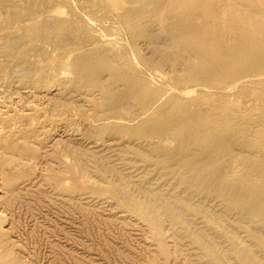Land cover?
Wrapping results in <instances>:
<instances>
[{
	"label": "bare ground",
	"instance_id": "1",
	"mask_svg": "<svg viewBox=\"0 0 264 264\" xmlns=\"http://www.w3.org/2000/svg\"><path fill=\"white\" fill-rule=\"evenodd\" d=\"M0 8L9 9L11 17V23L3 28L10 32L19 21L28 45L21 50L12 42L18 34L5 37L4 33L0 80L13 73V66L19 63L33 71L28 72L33 79L58 81L66 93H82L91 100L93 115L102 120L99 133L143 139L146 149L133 150L136 157L160 167L163 175L173 173L177 184L185 187V193L176 194L152 188L150 198L143 199L122 177L112 183L121 201L137 210L155 233H161L166 223L191 233L189 214L203 212L216 234H195L202 250L199 264H264V131L255 135L235 126L238 119L225 114L228 99L221 93L242 87L244 94L254 98L256 91L264 90V0H0ZM123 31L128 35L119 37ZM113 39H117L113 47L103 46ZM140 41L151 48L150 56L141 51ZM19 64L16 67L20 70ZM64 71L71 76L62 77ZM155 79L168 84V89L157 85ZM178 84L181 93L175 95L171 87ZM214 95L218 107L225 111L227 127L237 136L233 140L223 137V129L213 121L202 120L195 108ZM56 98L51 101L53 111L73 106L69 97V103L61 99L64 97L60 98L63 101ZM138 104L173 110L178 117L175 130H158L156 115L141 119ZM125 115L130 116L128 124L120 121ZM10 118L0 114V202L9 208L34 193L25 186L35 166L42 164V171L52 172L50 178L64 188L69 177L64 174L75 179L76 174L87 173L88 161L98 159L84 148L77 152L68 140L55 144L48 156L47 140L42 136L45 123L41 129L38 123L25 126L22 122L23 127L15 130ZM130 123L133 130L128 128ZM9 124L13 127L7 129ZM240 139L251 148L249 156L231 145ZM68 157H72L71 162ZM101 162L96 168L101 176H108V165ZM46 174L40 175L45 178ZM190 194L219 199L223 208L218 213L205 209L192 201ZM1 210L0 264H26L25 248L15 239L21 228L16 221L7 226Z\"/></svg>",
	"mask_w": 264,
	"mask_h": 264
},
{
	"label": "rangeland",
	"instance_id": "2",
	"mask_svg": "<svg viewBox=\"0 0 264 264\" xmlns=\"http://www.w3.org/2000/svg\"><path fill=\"white\" fill-rule=\"evenodd\" d=\"M8 10L0 8V41L4 40V33L6 34L5 37H8L12 33L11 36H17L16 38H12L14 45L18 48L22 47V49L20 48L21 50L27 49L28 45L25 44L26 38L22 33L24 29L19 26V21L15 24L17 26L12 29H15V33L12 30L9 32V28L7 27V29L3 28L11 23L9 21L10 15L8 14ZM13 34L18 35L15 36ZM127 35L128 32L123 31L119 34V37H126ZM116 42L117 39L103 42V46L111 48ZM144 42L140 41V49L142 48L141 51L143 50L142 52L146 56H150L151 48ZM127 48L128 51L132 52V46L129 43H127ZM33 52L31 54L32 58L36 59V52ZM3 56L5 55L0 56L1 60L4 59L1 58ZM17 64L13 66L14 70L13 68L11 70L13 73H9L8 79L4 78L0 80V114L3 113L5 116L12 117L10 119L13 121L9 123H14L15 130L16 128L23 127V125L27 126L26 123L28 125L29 123L32 125L38 123L37 126L39 127L40 125L42 127L45 123V126L42 127L43 129L40 128L42 129L44 140H47V142L45 140L47 143H45V148L48 147L46 148L48 150L47 153L50 154L48 156H51V150H53L55 144H60L61 142V144H64L63 142L68 140L72 147L74 146L73 149L76 148L77 152L85 149L87 153L89 152L91 155L95 153V156L98 157L96 159L92 156L91 159L94 158L92 159L94 163H92V161L87 160L88 157L85 155V162L87 164L88 161L87 165L89 167L86 170L87 173H85L87 175L78 173L79 175L76 174L74 176L75 179H71V174H67V176L64 174V177L69 176L68 183L64 187L65 189L55 182V178L54 180L50 178L53 175L51 174L52 172L46 174L45 169L42 171V164H39L38 167H34L36 170H31L30 173L33 176L29 174L31 178L28 179V183H26L28 185L25 186H29L34 193L27 194L23 203H15V207L13 206L12 208L6 206L3 201L0 202V209H3L1 211L5 215L6 225L10 226L11 222L16 221L17 227L21 228H16L15 239L17 244H21L25 248V263L199 264L202 250L201 244L196 241L198 239L195 238V234L201 231H209L213 236L216 234V229L209 224L203 212L189 214L193 228V232L191 233H186L180 225H172L170 223L164 225L161 233H155L148 221L142 218L137 210L121 201L112 189V183H116L120 178L124 177L129 182L131 191L143 199L150 198L149 190L152 188L160 190L164 194L185 193V187L177 184L173 173L168 172L163 175L160 167L150 166L146 160L136 157L133 150H145L146 144L144 140L129 134L123 135L118 133L109 135L99 133L98 125L102 120L93 115L94 109L90 99L77 91L66 93L67 90L62 88L61 85L58 86V81L53 82L36 79L35 77L33 79V75L30 74H33V71L30 72L25 65L21 67L20 64V66L18 65L20 67L19 70L16 67ZM23 74L30 75L31 77L28 76L30 79ZM61 76L69 77L71 73L64 71ZM45 81L47 82L45 83ZM155 83L168 89L169 85L159 79H155ZM190 84L197 83L191 82ZM257 86L254 85V87ZM195 87L198 88V86ZM62 89L63 92L61 91ZM171 90L175 95L181 93V85L178 84L171 87ZM243 90L244 88L239 87L235 90L236 92L229 94L221 92L228 99L227 112L225 114L232 115L233 119H238L239 123L235 126H239L245 131L257 135L261 131H264V109L261 108V105H264V90L256 91L254 98L248 94H244ZM54 97H58L56 100L63 99L66 103H69V101L67 102V98L69 97V100L73 99V102L70 101L71 104L69 103V105L76 106L75 108L78 106V108L75 109L73 106L69 108L64 105V108L62 106V109L53 111L51 101L55 99ZM61 97H64L66 101ZM50 103L51 107H48V109L47 106H50ZM79 105L82 110H80ZM105 105L107 106L108 104ZM72 107L73 110L71 109ZM137 107L138 116L141 119L156 115L158 130H175L178 124V117L173 110L162 111L161 107L158 106L147 109L141 104H138ZM65 108L67 109L65 110ZM195 108L202 120L213 121L223 129V137L228 140H233V138L237 137L232 128L227 127L226 116L224 115L225 111L216 104L215 95L212 96V100L208 103L196 105ZM68 109H71L70 112ZM58 111L62 113H58ZM31 113L32 115H30ZM63 113L66 114L62 115ZM110 113V115L114 114V112ZM29 115L30 117H25ZM33 115H35L36 119ZM31 116L33 119H31ZM129 117L125 115L121 117L120 121L128 124ZM112 118L117 119L115 116ZM22 122L23 125H21ZM12 124H9L10 126L8 125L9 128L7 127V129L12 128ZM128 128L133 130L134 125L130 123ZM242 142L246 141L240 139L237 143L231 145L245 152L246 156H249L252 154L251 148L243 145ZM67 159L71 162L72 157H68ZM94 160L97 161L95 162ZM100 160L106 161L107 165L112 168L106 166V174L108 176H101L99 170L96 168L100 164ZM64 164L58 163V165L62 166ZM44 173L50 176L47 177L45 175L44 178L42 177ZM42 178L48 182L43 181ZM76 182L77 184H75ZM67 184L69 185L68 187L74 188L73 192L67 191ZM35 191L39 194H36ZM1 194H3V191L0 187ZM39 196H42V199ZM190 196L192 197V201L215 213H218L223 208L219 199L206 194H190ZM25 203H29L28 206Z\"/></svg>",
	"mask_w": 264,
	"mask_h": 264
}]
</instances>
